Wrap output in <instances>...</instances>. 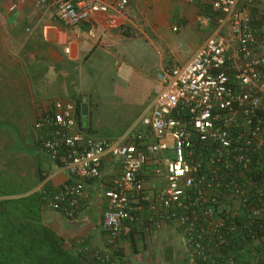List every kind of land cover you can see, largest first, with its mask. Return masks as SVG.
Here are the masks:
<instances>
[{"label":"built area","instance_id":"obj_1","mask_svg":"<svg viewBox=\"0 0 264 264\" xmlns=\"http://www.w3.org/2000/svg\"><path fill=\"white\" fill-rule=\"evenodd\" d=\"M197 1L208 10L201 21L212 33L187 63L157 71L156 95L124 132L109 138L84 132L76 103L67 99L36 119L44 156L70 177L44 199L53 211L75 219L85 184L101 179L103 161L112 158L122 169L105 192L103 230L112 241L131 234L146 205L154 215L152 227L168 222L183 235L186 264H237L247 250H261L264 264V54L255 23L264 0ZM34 4H52L69 28L91 23L98 14L105 16L106 32L126 25L127 0ZM96 30L89 31L93 39ZM151 165L165 179L152 200L145 188ZM103 263L110 258L86 261Z\"/></svg>","mask_w":264,"mask_h":264},{"label":"crops","instance_id":"obj_2","mask_svg":"<svg viewBox=\"0 0 264 264\" xmlns=\"http://www.w3.org/2000/svg\"><path fill=\"white\" fill-rule=\"evenodd\" d=\"M18 1L0 0V66L4 65L6 69L5 73H0V79L14 86L9 93L11 91L15 98L23 96L24 106L19 107L14 103L12 110L24 109L25 113L21 116L35 119L32 134L37 139L39 134L34 130L36 119L51 112L60 99L73 101L71 96L63 94L60 82L64 78L71 79L73 75L66 74V71L81 57H88V61L95 57L101 59V54L106 52L103 47L115 44L120 36L127 38L134 33L137 34L133 36L135 40L151 35L169 50L168 64L162 67L170 62L184 64L213 31V27L202 24L201 20L208 10L197 0H127L124 12L128 28L111 32L104 31L105 16L102 14H98L91 23L69 28L60 22L52 4L37 8L34 4L36 0H26L24 4ZM100 1L112 5L120 0ZM14 5L16 8L12 10ZM95 27L97 39H101L103 45H98L97 39L89 36L90 29ZM174 27H179V31L174 32ZM114 58L119 63V57ZM101 61L99 68L107 63L103 58ZM121 67L122 63L119 66L122 73ZM2 69L4 67L0 71ZM36 155L37 171H33L31 177L25 176L35 182L43 178L35 191L49 196L60 190L70 177L65 169L49 161L40 147L36 148ZM159 161L163 163V158L159 157ZM160 167L164 170V164ZM157 168L151 165L145 176L146 193L150 200L165 185L164 173L157 174ZM101 173V179L85 184V199L75 219H67L47 204L43 210L44 223L59 236L66 248L75 255L86 256L87 260L101 255L109 257L111 264H148L155 261L158 256L149 248L153 243L151 235L157 232L156 236H168L177 227L168 222L162 224V229L152 227L154 215L145 205L131 234L112 241L103 230V218L108 210L105 192L121 176L122 169L118 161L107 158L102 163ZM117 252L121 258L114 255ZM246 258L249 263L259 262L251 250L244 253L243 259Z\"/></svg>","mask_w":264,"mask_h":264},{"label":"rangeland","instance_id":"obj_3","mask_svg":"<svg viewBox=\"0 0 264 264\" xmlns=\"http://www.w3.org/2000/svg\"><path fill=\"white\" fill-rule=\"evenodd\" d=\"M260 7L259 14L263 17L260 42L264 54V4ZM136 35L132 33L127 38L120 36L115 44L103 47L108 51L100 56L107 61L103 68H99L101 59L95 57L88 61V57H81L66 71V74L73 75L71 81L64 78L60 82L63 94L71 96L75 103L88 105V121L91 134L95 136L109 138L124 132L158 91L156 73L160 67L168 64L169 50L151 35L135 40L133 36ZM113 56L119 57V63ZM0 67H4L0 73H5V66ZM13 88L9 81L0 79V169L31 177L32 172L37 171L34 156H37L36 148L40 147L39 140L32 134L35 119L21 116L25 113L24 109L12 110L14 103L19 107L24 106L23 96L15 98L11 91L9 93ZM156 234L153 232L151 235L153 243L149 248L158 258L148 264H186L187 249L178 229L170 231L168 236Z\"/></svg>","mask_w":264,"mask_h":264},{"label":"trees","instance_id":"obj_4","mask_svg":"<svg viewBox=\"0 0 264 264\" xmlns=\"http://www.w3.org/2000/svg\"><path fill=\"white\" fill-rule=\"evenodd\" d=\"M256 17L255 23L261 28L263 17L258 14ZM76 107L81 129L91 134L90 122L87 121L86 128L82 124V102H76ZM39 182L0 169V264H86V256L75 255L66 248L59 236L44 223L43 210L48 202L44 194L35 191ZM251 251L259 261L257 264H262L261 250ZM114 255L121 258L118 252ZM241 256L243 258L244 254ZM247 259L237 264H253Z\"/></svg>","mask_w":264,"mask_h":264},{"label":"water","instance_id":"obj_5","mask_svg":"<svg viewBox=\"0 0 264 264\" xmlns=\"http://www.w3.org/2000/svg\"><path fill=\"white\" fill-rule=\"evenodd\" d=\"M82 117H83V127L87 126L88 121V105L86 103H83L82 105Z\"/></svg>","mask_w":264,"mask_h":264}]
</instances>
